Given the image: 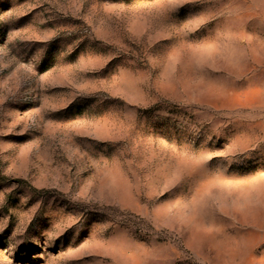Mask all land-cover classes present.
<instances>
[{"label":"rangeland","instance_id":"rangeland-1","mask_svg":"<svg viewBox=\"0 0 264 264\" xmlns=\"http://www.w3.org/2000/svg\"><path fill=\"white\" fill-rule=\"evenodd\" d=\"M0 264H264V0H0Z\"/></svg>","mask_w":264,"mask_h":264},{"label":"snow or ice","instance_id":"snow-or-ice-1","mask_svg":"<svg viewBox=\"0 0 264 264\" xmlns=\"http://www.w3.org/2000/svg\"><path fill=\"white\" fill-rule=\"evenodd\" d=\"M196 10H199V9H196ZM194 14V13H193ZM209 27H211V26H209ZM200 35H202V33H197V37H199ZM193 147H195V146H193ZM217 150H221V149H217ZM215 163V162H214ZM209 167H211V165H209ZM184 187V185H180L179 187H177V189L175 190V192H179V191H181V189ZM175 193H170L169 195L171 196V195H174ZM167 198V197H166Z\"/></svg>","mask_w":264,"mask_h":264}]
</instances>
